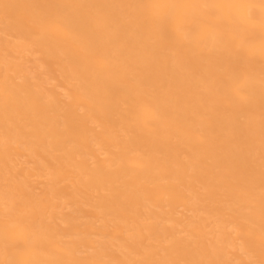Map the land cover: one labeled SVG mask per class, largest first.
<instances>
[{"label": "bare ground", "instance_id": "obj_1", "mask_svg": "<svg viewBox=\"0 0 264 264\" xmlns=\"http://www.w3.org/2000/svg\"><path fill=\"white\" fill-rule=\"evenodd\" d=\"M0 264H264V0H0Z\"/></svg>", "mask_w": 264, "mask_h": 264}, {"label": "rangeland", "instance_id": "obj_2", "mask_svg": "<svg viewBox=\"0 0 264 264\" xmlns=\"http://www.w3.org/2000/svg\"><path fill=\"white\" fill-rule=\"evenodd\" d=\"M14 57H17V55L15 54ZM25 63V67L29 68L33 66V62L35 61V57L34 56H22V55H18V61H22ZM55 83L52 82H47L46 84H44L45 88H50L51 86H53ZM57 92L60 95H64V92L62 89H58ZM101 158H103V156H101ZM16 167L18 170V175L19 176H23V175H28L29 177H27L26 179L30 182V184L32 185V196H38L39 194H41V192L43 191L44 186L47 183V178L44 176V174H35L33 171H31L32 168V164L29 160H26L24 158H19L16 161ZM28 173V174H27ZM181 212V211H180ZM186 216H189V214H186Z\"/></svg>", "mask_w": 264, "mask_h": 264}]
</instances>
